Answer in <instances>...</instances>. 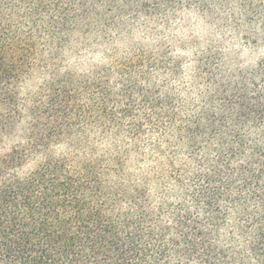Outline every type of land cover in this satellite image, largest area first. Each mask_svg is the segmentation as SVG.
Instances as JSON below:
<instances>
[{
  "label": "trees",
  "instance_id": "16d2710c",
  "mask_svg": "<svg viewBox=\"0 0 264 264\" xmlns=\"http://www.w3.org/2000/svg\"><path fill=\"white\" fill-rule=\"evenodd\" d=\"M215 4L264 45V0H0V95L27 119L0 158V264H264V57L235 70L209 50L186 82L168 51L65 67L132 22Z\"/></svg>",
  "mask_w": 264,
  "mask_h": 264
},
{
  "label": "rangeland",
  "instance_id": "374dc122",
  "mask_svg": "<svg viewBox=\"0 0 264 264\" xmlns=\"http://www.w3.org/2000/svg\"><path fill=\"white\" fill-rule=\"evenodd\" d=\"M143 23V19L136 24L132 22L131 26L115 35V39L109 43L69 50L66 53L65 67L78 74H85L95 66L106 65L109 58L120 60L126 57L129 51L135 48L146 52L168 51L169 57L183 59L186 67L182 81L186 82L189 81L190 67L194 64L195 58L209 50L217 55L222 53L225 57L230 54L237 56L239 66H234L235 70L253 68L264 57V45L260 44L258 47L248 45L244 37L246 26L237 29L234 17L219 4L211 6L210 11L202 9L179 11L152 24ZM44 78L46 77L43 75L33 77L18 87L19 104L25 103L37 92ZM14 106L12 101H7L0 95V158L11 153L25 140L23 128L27 119L22 123H19L18 118L16 121ZM34 166L35 163L31 162L26 166V170Z\"/></svg>",
  "mask_w": 264,
  "mask_h": 264
}]
</instances>
